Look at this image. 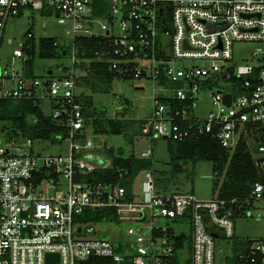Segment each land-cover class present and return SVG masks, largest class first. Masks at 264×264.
Returning a JSON list of instances; mask_svg holds the SVG:
<instances>
[{"label": "built area", "instance_id": "2783aa9c", "mask_svg": "<svg viewBox=\"0 0 264 264\" xmlns=\"http://www.w3.org/2000/svg\"><path fill=\"white\" fill-rule=\"evenodd\" d=\"M34 11L73 23L70 45L54 42L67 48L72 66L50 79L28 78L26 50L35 39L28 32L15 56L20 65L0 67V99L47 100L52 119L67 128L55 145L67 144L68 152L43 155L35 146L52 141L0 132V264H48L49 254L59 255L55 264L93 258L112 264H216L219 231L234 239L235 213L247 215L255 202L264 203V0H0V50L9 21ZM81 38L98 41L95 59L117 79L153 83L145 120L155 139L212 135L234 152L244 137L261 178L246 203L164 193L152 170L142 173L139 189V176L133 180L131 191L123 182L128 171L121 168L115 182H78L113 168L111 158L95 161L93 131L77 99ZM238 42L259 45L242 65L234 59ZM206 89L216 90L214 110L201 119L195 101ZM176 101L187 104L176 107ZM103 210H114L115 221L87 218ZM100 223L127 224L128 239L92 238ZM245 242L250 246L228 264H264V239H236L235 245Z\"/></svg>", "mask_w": 264, "mask_h": 264}, {"label": "trees", "instance_id": "16d2710c", "mask_svg": "<svg viewBox=\"0 0 264 264\" xmlns=\"http://www.w3.org/2000/svg\"><path fill=\"white\" fill-rule=\"evenodd\" d=\"M100 13L97 11V14ZM44 16L52 17L51 13H43ZM32 29L29 30V32ZM55 39L42 38L39 42L32 40L31 48L26 52L30 58L25 63V73L28 78L35 79L36 59H57L69 56V51L62 45L55 46ZM99 49L98 41L95 39L81 38L77 42V54L82 62L78 65L86 72L81 80L92 93H110L117 76L109 71V66L95 59V51ZM85 60H88L86 62ZM50 71L46 79H50ZM79 85V81H78ZM80 86V85H79ZM78 101L84 105L83 113L88 119L87 125L93 130L95 135H124L133 144L137 136H150L152 132L147 126L145 119L134 118H111L104 110L102 116L98 117L93 111V96L86 93H79ZM127 103L131 104L129 100ZM187 103L175 102L176 107H182ZM0 132L7 136H13L21 132L23 136L34 140L44 139L52 141L54 144L60 143L56 136L66 134L67 128L54 121L50 115H46L42 109L40 101L33 99H0ZM168 141V153L172 176L175 177L182 170V164L199 162H212L217 182L214 190L217 197L224 200H237L246 203L251 195L252 188L260 181L259 170L256 167L251 147L247 144L244 137L241 138L237 148L231 152L224 148L219 140L212 135L193 137L184 141ZM96 158L106 157L113 160L112 169H97L91 175L78 179V182H115L119 173L117 168L128 171V176L123 180L128 191L132 190V183L144 171L154 172V161L150 158H141L132 153L129 157L125 156L123 149H117L105 145L102 149L95 151ZM155 174V173H154ZM240 216V212L235 213V218ZM87 218H95L97 221H115L114 210H103L87 214ZM250 242L237 243L235 254L247 249ZM79 264H112L109 259L93 258Z\"/></svg>", "mask_w": 264, "mask_h": 264}, {"label": "rangeland", "instance_id": "374dc122", "mask_svg": "<svg viewBox=\"0 0 264 264\" xmlns=\"http://www.w3.org/2000/svg\"><path fill=\"white\" fill-rule=\"evenodd\" d=\"M30 29H32L31 31L35 36L34 41L36 43L42 38H50L58 40L67 46L70 45L74 25L57 16H44L40 11L26 12L23 16L12 19L8 23L5 41L0 50V58L3 61L0 67L11 68L13 64L17 67L20 65L21 62L15 58L16 52L27 39L26 36ZM258 46V44L249 42L236 43L234 45L235 62L239 65L245 64V60L252 56V53ZM71 66L72 60L70 56L57 59L37 58L35 73L41 80H46V75L49 71H52L55 76H60L63 75L60 68ZM84 76H86V72L82 70L78 93H86L93 96V111H95L98 117L102 116L104 110L107 111V116L111 118L145 119L151 114L152 97L154 94L153 83L151 81H132L118 78L114 81L110 93L94 94L81 80ZM225 89L231 90L229 85H226ZM215 92V89H206L197 95V100L195 101L196 117L206 119L214 110L212 94ZM126 99L131 104L127 103ZM42 109L46 115L52 113L47 100L42 103ZM89 136L97 150L108 145L117 149H123L126 157H129L132 153L139 156L145 152L149 153L154 161L156 183L158 188L164 193H192L199 200H210L217 197V192L214 190L217 178L212 162L203 161L196 165L192 163L182 164L181 172L175 177L172 176V167L168 153L169 140L155 139L152 135L137 136L134 143L131 144L124 135H95L91 132ZM35 151L43 155L67 154L68 145L37 144ZM143 180L144 174H141L136 180V187L138 189ZM247 211V215L240 213V216L235 218L236 235L234 239L224 237V233L219 231L220 236L216 240V264H228L229 258L235 253L234 245L236 239L250 241L264 239V203L255 202ZM126 228L127 224L100 223L96 225V234L91 237L112 240L118 243L120 239H128ZM180 229L189 232L188 226H182Z\"/></svg>", "mask_w": 264, "mask_h": 264}, {"label": "water", "instance_id": "95a60500", "mask_svg": "<svg viewBox=\"0 0 264 264\" xmlns=\"http://www.w3.org/2000/svg\"><path fill=\"white\" fill-rule=\"evenodd\" d=\"M50 75H52V72H50ZM231 98L232 96L230 94L225 96V101L228 105L231 104ZM167 140V138H164ZM48 264H55L56 261L59 260V255L58 254H49L48 257Z\"/></svg>", "mask_w": 264, "mask_h": 264}, {"label": "crops", "instance_id": "0c3cea01", "mask_svg": "<svg viewBox=\"0 0 264 264\" xmlns=\"http://www.w3.org/2000/svg\"><path fill=\"white\" fill-rule=\"evenodd\" d=\"M50 72H52V71H50ZM53 73V72H52ZM146 119V118H145Z\"/></svg>", "mask_w": 264, "mask_h": 264}]
</instances>
